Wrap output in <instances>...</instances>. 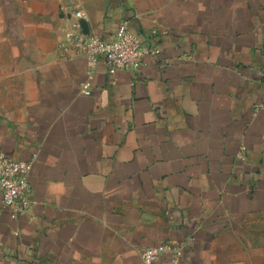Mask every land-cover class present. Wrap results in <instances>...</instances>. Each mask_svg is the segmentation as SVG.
Returning <instances> with one entry per match:
<instances>
[{"label":"crops","instance_id":"crops-1","mask_svg":"<svg viewBox=\"0 0 264 264\" xmlns=\"http://www.w3.org/2000/svg\"><path fill=\"white\" fill-rule=\"evenodd\" d=\"M77 8L159 52L92 68L63 47ZM262 101L264 0H0V154L32 163L26 213L0 190V264H143L162 241L264 264Z\"/></svg>","mask_w":264,"mask_h":264},{"label":"built area","instance_id":"built-area-1","mask_svg":"<svg viewBox=\"0 0 264 264\" xmlns=\"http://www.w3.org/2000/svg\"><path fill=\"white\" fill-rule=\"evenodd\" d=\"M87 21L84 10L77 8L72 12L71 25L65 33V50L70 48L88 57L92 68L100 59L108 66L109 73L119 69L136 70L149 55L159 52L156 47L147 45L141 37L133 32L128 21H123L111 40L87 31L83 22ZM91 83L84 84V92L90 94ZM256 110H264V101L256 105ZM32 163L28 160L13 159L0 154V190L3 193V205L9 209L13 218L27 212L32 204V189L29 183V172ZM169 254L173 263H178L183 255V247L170 241L146 247L141 251L143 264H156L159 259Z\"/></svg>","mask_w":264,"mask_h":264},{"label":"water","instance_id":"water-1","mask_svg":"<svg viewBox=\"0 0 264 264\" xmlns=\"http://www.w3.org/2000/svg\"><path fill=\"white\" fill-rule=\"evenodd\" d=\"M83 25H84V28H85L87 31H90L89 28H88L87 21H84V22H83Z\"/></svg>","mask_w":264,"mask_h":264}]
</instances>
